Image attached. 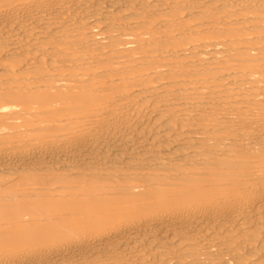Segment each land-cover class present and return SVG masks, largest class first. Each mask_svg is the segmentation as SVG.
Segmentation results:
<instances>
[{
  "label": "bare ground",
  "instance_id": "obj_1",
  "mask_svg": "<svg viewBox=\"0 0 264 264\" xmlns=\"http://www.w3.org/2000/svg\"><path fill=\"white\" fill-rule=\"evenodd\" d=\"M0 264H264V0H0Z\"/></svg>",
  "mask_w": 264,
  "mask_h": 264
}]
</instances>
